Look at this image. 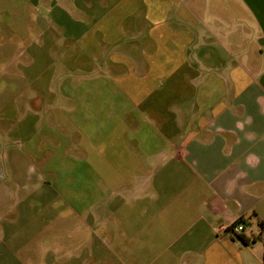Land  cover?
Here are the masks:
<instances>
[{"label":"crops","instance_id":"1","mask_svg":"<svg viewBox=\"0 0 264 264\" xmlns=\"http://www.w3.org/2000/svg\"><path fill=\"white\" fill-rule=\"evenodd\" d=\"M233 11L0 0V264H264V0Z\"/></svg>","mask_w":264,"mask_h":264},{"label":"rangeland","instance_id":"2","mask_svg":"<svg viewBox=\"0 0 264 264\" xmlns=\"http://www.w3.org/2000/svg\"><path fill=\"white\" fill-rule=\"evenodd\" d=\"M182 2L185 3L187 10H188V14L192 16V20L194 19L199 20V21L202 20L204 25L207 24L208 26H210L212 22H216L218 21V19L225 20V22H228L232 25L233 22H236L235 17L239 15V13L236 11H233V9H236L240 5L247 7L249 0H182ZM222 13L224 14L223 17L220 15ZM233 14L235 15V17H233ZM240 15L243 21L241 22V24L242 25H244V23L247 24L248 20L250 19L249 12L240 11ZM173 18L174 16L172 15V20H170L172 25L173 24L177 25V22H174ZM186 24L189 25L187 22ZM192 27L195 28V26H192ZM231 30H232V27H231ZM239 30H242L241 37H243L245 35L243 34L244 33L243 28L241 29L239 27L238 31ZM208 31H209L208 34L210 36L215 37L214 38L215 42L216 40L225 42V44H222L223 50L234 52L233 49L231 50L229 39L230 40L237 39L236 33L234 34L231 31L229 32L227 28L224 29V32L222 33L212 31L210 27ZM245 37L243 38L246 39V47H248L251 34H246Z\"/></svg>","mask_w":264,"mask_h":264},{"label":"built area","instance_id":"3","mask_svg":"<svg viewBox=\"0 0 264 264\" xmlns=\"http://www.w3.org/2000/svg\"><path fill=\"white\" fill-rule=\"evenodd\" d=\"M229 229L234 234H239L243 231V227L241 225H236V226L230 227Z\"/></svg>","mask_w":264,"mask_h":264},{"label":"trees","instance_id":"4","mask_svg":"<svg viewBox=\"0 0 264 264\" xmlns=\"http://www.w3.org/2000/svg\"><path fill=\"white\" fill-rule=\"evenodd\" d=\"M240 240H241L243 243H245V241H244V239H243L242 237H240Z\"/></svg>","mask_w":264,"mask_h":264}]
</instances>
